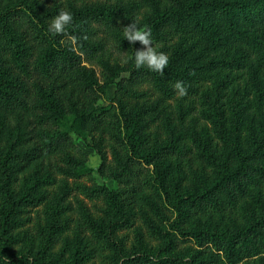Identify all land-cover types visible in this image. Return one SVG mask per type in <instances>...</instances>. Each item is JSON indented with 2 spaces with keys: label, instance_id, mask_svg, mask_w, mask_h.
<instances>
[{
  "label": "trees",
  "instance_id": "16d2710c",
  "mask_svg": "<svg viewBox=\"0 0 264 264\" xmlns=\"http://www.w3.org/2000/svg\"><path fill=\"white\" fill-rule=\"evenodd\" d=\"M16 1L0 13V114L34 116L38 131L6 148L0 143L2 236L10 240L12 234L31 224L23 215L39 204L28 195H16L18 176L43 156L73 146L74 136L90 135L105 122L112 130V140L124 151L121 157L114 156L111 170L118 187L110 189L94 180L89 187L76 183L75 189L86 199L102 201L123 216V208L139 202L145 188L161 202L156 186L143 180L144 166H152L159 186L172 195L176 223L197 222L180 232L184 241L209 252L218 264H264V133L244 135L238 120L240 109L233 108L230 101L232 96L244 103L264 98V0L69 1L72 23L55 36L49 34L48 26L58 11L38 13L29 0ZM132 22L150 29L154 47L168 55L162 74L135 66L122 73L105 55L100 30L117 54L132 58L141 48L139 42L130 45L123 40V28ZM86 63L99 66L102 86L86 70ZM178 81L187 90L183 97L174 87ZM112 85L117 109L96 106ZM145 87L171 104L180 121L197 118L205 123L208 137L186 134L163 146H152L148 126L140 125L130 105V99ZM71 92L92 100L91 106L70 100ZM33 139L36 143L31 146ZM251 141L260 143L251 149ZM188 161L209 171L200 181L202 190H183L179 184L167 187L161 165ZM68 174L79 180L91 176V171L79 167ZM203 220L215 223L201 226ZM144 224L152 240L164 244L174 240L152 220L145 219ZM121 226L129 229L131 224ZM93 240L103 253L110 252L105 258L114 264L110 240L100 230ZM14 242H2L0 264H40L28 253L10 251ZM131 264L194 262L163 257L157 261L135 258Z\"/></svg>",
  "mask_w": 264,
  "mask_h": 264
},
{
  "label": "rangeland",
  "instance_id": "374dc122",
  "mask_svg": "<svg viewBox=\"0 0 264 264\" xmlns=\"http://www.w3.org/2000/svg\"><path fill=\"white\" fill-rule=\"evenodd\" d=\"M69 1L77 4L83 0H29L30 7L42 13L45 11H67ZM16 0H0V13L16 5ZM106 53L110 56L111 65L117 64L120 72H128L135 66L131 57L115 53L111 42L103 35ZM84 67L93 72L99 84L103 79L101 69L96 64L86 63ZM69 99L73 102L92 104V100L83 99L82 96L71 92ZM232 107L240 109L238 120L246 133H264V98L257 101L250 98L242 102L240 97L232 96ZM257 101V103H255ZM67 105V103H66ZM96 106H111L117 109L115 103V86H108L104 97L95 102ZM130 105L140 119V125L148 126L147 133L152 146H163L165 143L180 135L198 134L199 137H208L207 125L197 118L180 121L172 111V105L164 103L153 93L151 88L138 90L136 97L130 99ZM239 105V106H238ZM244 105H248L245 108ZM256 106V108H255ZM87 109V107H86ZM118 112V111H117ZM34 116L24 115L7 117L0 114V143L3 148L12 142L25 140L31 133H37ZM112 130L104 122L99 128H93L90 135L74 136V145L65 148L54 155H46L30 165L25 172L18 176L14 191L17 196L28 195L30 199L39 201L35 208H28L24 217L31 219V224L21 231L11 235L10 240L2 236L0 231V248L2 242H14L9 246L10 251L28 253L40 264H108L107 252L101 251L95 244L94 234L100 230L113 245L114 264H131L135 258L160 260L163 257H178L194 264H218L213 256L204 249H198L193 242L180 237L181 231H188L196 226L192 222L182 226L178 221L176 210L173 208V199L169 189L163 190L159 186L158 177L152 166H144L143 180L153 183L161 194V202L151 189L145 188L139 195V202L123 208L125 215L107 207L102 201L86 199L74 185L84 184L89 187L94 180L98 185H105L110 189H117V184L111 176L114 169V156L124 154L112 140ZM35 139V136H34ZM30 141L33 146L36 141ZM152 139L155 140L152 142ZM254 149L260 141L254 144ZM105 160V161H104ZM166 171V185L179 184L181 189H196L201 191L200 181L209 174L207 169L194 161L167 162L161 165ZM85 167L91 171V176L75 180L69 176L74 169ZM72 175V174H71ZM37 185V186H36ZM37 188V190H36ZM161 203V207L157 205ZM161 208V209H160ZM174 211H173V210ZM159 215V216H157ZM152 220L161 232L172 234L174 240L171 244H164L148 237L144 220ZM131 224L129 229L121 223ZM214 221L203 220L201 226L214 225ZM110 254V252H109ZM104 256V261H103Z\"/></svg>",
  "mask_w": 264,
  "mask_h": 264
},
{
  "label": "clouds",
  "instance_id": "9594fccd",
  "mask_svg": "<svg viewBox=\"0 0 264 264\" xmlns=\"http://www.w3.org/2000/svg\"><path fill=\"white\" fill-rule=\"evenodd\" d=\"M73 16L68 11H61L58 15L52 18L48 32L50 35L64 33L66 27L72 23ZM123 40H126L130 45L139 42L141 48L136 50L132 60L136 68H146L151 72L162 74L169 63L167 54L160 52L153 45L151 38V30L140 28L136 23L132 22L123 28ZM177 94L180 97L186 95V88L182 82H177L174 85Z\"/></svg>",
  "mask_w": 264,
  "mask_h": 264
}]
</instances>
